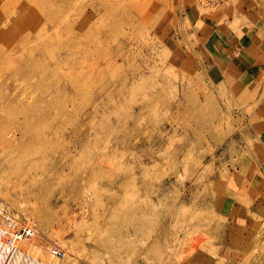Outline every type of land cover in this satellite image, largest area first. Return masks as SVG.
I'll list each match as a JSON object with an SVG mask.
<instances>
[{
    "label": "rangeland",
    "instance_id": "374dc122",
    "mask_svg": "<svg viewBox=\"0 0 264 264\" xmlns=\"http://www.w3.org/2000/svg\"><path fill=\"white\" fill-rule=\"evenodd\" d=\"M0 13V152L24 149L0 153V232L36 230L0 264H264V0H0ZM144 105L150 122L132 130ZM120 124L185 146V182L153 211L163 225L147 222L143 188L158 182L127 171ZM194 181L211 215L168 218Z\"/></svg>",
    "mask_w": 264,
    "mask_h": 264
},
{
    "label": "bare ground",
    "instance_id": "6f19581e",
    "mask_svg": "<svg viewBox=\"0 0 264 264\" xmlns=\"http://www.w3.org/2000/svg\"><path fill=\"white\" fill-rule=\"evenodd\" d=\"M134 4H136V3H134ZM139 6V5H138ZM138 6H136V7H138ZM70 7V6H69ZM132 7H134V6H132ZM73 8V7H72ZM94 8L96 9L95 11L93 10L92 12L90 11V12H86V14H88L89 16H95V15H97V9H98V11H99V7L98 6H94ZM82 10H83V8H82ZM137 11L138 10H140V9H136ZM72 12V11H71ZM3 14H1L0 13V22H2V19H3ZM56 18V17H55ZM53 19V18H52ZM97 19V18H96ZM99 19V18H98ZM97 19V21H95V22H98L99 20ZM104 19L102 18V21H103ZM57 21H58V19H53V22L54 23H57ZM107 22V21H106ZM94 24V23H93ZM100 25H101V23H100ZM99 25V26H100ZM70 26V25H69ZM68 26V27H69ZM105 26V25H104ZM108 26V25H107ZM107 26H105V27H107ZM73 27V26H72ZM85 27H91V25L90 24H87V25H85ZM94 27H95V24H94ZM109 27V26H108ZM70 28V27H69ZM68 28V29H69ZM101 28V27H100ZM88 29V28H87ZM93 29V28H92ZM91 29V30H92ZM96 29H97V27H96ZM103 29V28H102ZM107 29V28H106ZM105 29V30H106ZM111 29V28H110ZM40 30V29H39ZM83 30V29H82ZM91 30H89L88 29V31H91ZM93 30H95V28L93 29ZM99 29H97L96 31H98ZM112 30V29H111ZM46 31V28H43V29H41V31H39L37 34H44V33H46L45 32ZM68 30H66V32H67ZM110 31V30H109ZM109 31H106V32H104L103 34L104 35H107V34H109ZM85 32H86V29H85ZM100 32V31H99ZM99 32H98V34H99ZM75 33V32H74ZM80 33V32H79ZM81 33H82V31H81ZM87 33V32H86ZM114 33V32H113ZM7 34V31H5V30H3V31H1L0 32V37L1 36H3V35H6ZM69 34H71V32H69L68 33V35ZM83 34V33H82ZM85 34V33H84ZM89 34V33H88ZM95 34H97V33H95ZM95 34H94V36H95ZM97 34V35H98ZM42 35H39L40 37L42 36ZM72 35V34H71ZM70 35V36H71ZM92 35V34H91ZM96 35V36H97ZM37 36V35H36ZM39 36H37V37H39ZM84 36V35H83ZM82 36V37H83ZM89 36V35H88ZM93 36V37H94ZM39 37V38H40ZM68 37V36H67ZM85 37V36H84ZM90 37H92V36H90ZM72 38V37H71ZM89 38V37H88ZM95 38V37H94ZM98 38V37H97ZM100 38V37H99ZM25 39H27V38H25ZM66 39V38H65ZM69 39V38H68ZM23 40V39H22ZM28 40V39H27ZM38 40V39H37ZM71 40V39H70ZM73 40V39H72ZM86 40V39H85ZM79 41H81V40H79ZM89 41H90V39H89ZM97 43H99L100 41L97 39ZM101 41H102V37H101ZM24 43H22V44H20L21 46L24 44L25 45V41H23ZM29 42V41H28ZM27 42V43H28ZM69 42V40L67 41V43ZM71 42V41H70ZM39 43V42H38ZM83 43H84V41H83ZM89 43V42H88ZM92 43H95V42H92ZM16 44V43H15ZM19 44V43H18ZM65 44V43H64ZM82 44V43H81ZM85 44V43H84ZM84 44H82V46L84 45ZM86 44H87V42H86ZM85 44V47L88 45H86ZM17 45V44H16ZM30 45V44H29ZM66 45H68V44H66ZM79 45H80V43H79ZM90 45V44H89ZM70 46V45H69ZM72 46V45H71ZM77 46V45H76ZM82 46H80V47H82ZM5 47V46H4ZM68 47V46H67ZM128 47H130V46H128ZM25 48V46L23 47V49ZM44 48H46L45 46H44ZM52 48V47H51ZM50 48V49H51ZM63 48H66V46H63ZM68 48H70V47H68ZM92 50L93 51H91V50H89V49H87V47H86V53H83V54H87L88 56H95V59H93V60H95L96 61V64L94 63V66L93 67H91L90 69H92V68H99V65H98V60L99 59H101L102 60V58H101V52L96 48L95 50H94V47H93V44H92ZM16 49V48H15ZM47 49V48H46ZM46 49H44V52H47V50ZM49 49V50H50ZM77 49V48H76ZM79 49V48H78ZM81 49V48H80ZM85 49V48H84ZM18 50V49H17ZM29 50V49H28ZM43 50V49H42ZM46 50V51H45ZM54 50H56V49H54ZM65 50V49H64ZM10 51V50H9ZM26 51V50H25ZM24 51V52H25ZM35 51V50H34ZM52 51V50H51ZM57 51V50H56ZM30 52V51H29ZM54 51H52V53H53ZM82 52V51H81ZM84 52V51H83ZM1 53H2V51H1ZM28 53V52H27ZM56 53V52H55ZM68 53H69V51H68ZM10 54V53H9ZM29 54V53H28ZM32 54V53H31ZM80 54V53H79ZM3 55V54H2ZM13 56V55H12ZM21 56H22V54H21ZM3 57V56H2ZM23 57V56H22ZM77 57V56H76ZM117 57H119L121 60H128V58H123V54L122 53H120V52H117V54H116V56L114 57V60H113V62L114 61H116L117 62ZM87 58V57H86ZM123 58V59H122ZM150 57L148 56V57H145V58H143V60L141 61V62H139L140 64H138V63H136L135 64V59H134V61L132 62V63H130V66L132 67L133 66V72L136 74H144V72H145V69H144V67H146V65H148V64H146L147 63V61H149L150 59H149ZM17 59H19V56L17 57ZM22 59V58H21ZM109 59V58H108ZM1 60V59H0ZM100 60V61H101ZM132 60V59H131ZM23 61V60H22ZM1 62V61H0ZM102 62H103V60H102ZM112 62V63H113ZM11 63H13V62H11ZM117 64V63H116ZM8 65H10L9 63H8ZM11 65H13V64H11ZM18 67V66H17ZM14 67L12 66L10 69H13ZM18 69V68H17ZM45 69V68H44ZM41 70V69H40ZM9 71H11V70H9ZM38 72H40L39 70H38ZM41 72H45V71H41ZM37 75H39V73L37 74ZM40 75H43V74H40ZM40 77V76H39ZM184 77V76H183ZM13 78V77H12ZM162 78V80H164V82H166V83H168V81H169V79H167V78H165L164 76H162L161 77ZM164 78V79H163ZM182 78V77H181ZM38 79V78H37ZM40 79V78H39ZM38 79V80H39ZM43 79V78H42ZM183 79V78H182ZM11 81V80H10ZM13 81V80H12ZM36 81V80H35ZM40 81V80H39ZM126 81V80H125ZM182 81V80H181ZM7 83V82H6ZM9 84V83H8ZM159 84V83H158ZM1 85L2 84H0V87H1ZM6 85V84H5ZM160 86V85H159ZM2 88V87H1ZM1 90V89H0ZM4 90V89H3ZM6 92V91H5ZM2 93V92H1ZM75 96V95H74ZM8 97V96H7ZM67 97V96H66ZM73 97V96H72ZM11 98V97H10ZM76 99V98H75ZM1 100V99H0ZM13 98H12V100H11V102L13 103ZM64 100H66L65 98H64ZM7 101V100H6ZM70 101V100H69ZM8 102V101H7ZM6 104H8V103H6ZM5 104V105H6ZM9 106H10V104H8ZM7 105V106H8ZM21 105L23 106V104L21 103ZM2 106V105H1ZM0 106V107H1ZM14 107H15V105H13ZM21 106V107H22ZM139 106V105H138ZM6 107V106H5ZM13 107V108H14ZM137 107V106H136ZM146 107V105H144V106H142V110H138L137 112H136V110H134L133 111V117H132V126H131V128H132V130H136V129H138V127H141L140 125L143 123V122H150V119H144L142 116H141V113L142 112H144V108ZM20 108V107H19ZM18 108V109H19ZM23 108V107H22ZM8 109V111H9V107L7 108ZM10 109H12V108H10ZM16 109V108H15ZM17 109V110H18ZM64 109H66V108H64ZM3 110H4V108H3ZM60 110H63V107H62V109H60ZM7 111V112H8ZM11 111V110H10ZM16 111V110H15ZM7 112H6V114H7ZM0 113H2V112H0ZM10 113V112H9ZM5 114V113H4ZM5 114V115H6ZM16 114V113H15ZM55 114V113H54ZM3 115V114H2ZM8 115V114H7ZM46 115V114H45ZM4 116V115H3ZM5 117V116H4ZM2 119H5V118H3V117H1ZM84 118V117H83ZM1 119V120H2ZM0 120V121H1ZM46 120V119H45ZM3 121V120H2ZM48 122V121H47ZM155 122V121H154ZM158 123V122H157ZM161 123V122H160ZM154 124V123H153ZM152 124V125H153ZM121 125L122 124H120V126L119 127H117V141H116V145L117 146H119V147H122L125 151H123L122 152V155L123 156H126V157H129L130 159H131V162H130V164H128V162H127V167H128V169L129 170H127V171H129L130 172V170H132V172H134V171H139V173H140V175L139 176H141V177H138L137 175H134L135 177H138V178H140L141 179V182H142V178H144V177H146V176H151L152 174H154L155 176H154V179H156V181L158 182V188L156 189V191L154 190V191H152L151 189L149 190V188L148 189H146L145 188V186H144V184H143V182L141 183V185H140V187L142 188L143 186H144V192H145V195H146V197L148 198V202L145 204V206H144V208L145 209H147V211H149L150 213H153V211H154V209H155V207L158 205V203H159V201H160V199L163 197H168V194H166L167 192H168V190H169V188H172V187H170V185H172V183L173 184H177V183H180V182H182L183 183V179H181L180 177H179V175L177 174V171H178V169H180L181 168V165H184V163L183 162H181L180 160H177V159H179V156H181V153H182V150L185 148V146L182 144V145H180V146H175V144H173V143H170V141H168L167 142V144H165V146L164 145H162L161 143H151L150 142V140L149 139H143V141L142 142H140L141 141V139H139L140 141H137V140H134V138H133V136L131 135V133H127V132H123L122 130H121ZM144 125H145V123H144ZM156 125V124H155ZM163 125V124H162ZM161 125V126H162ZM181 127V126H180ZM158 128V127H157ZM167 128V127H166ZM172 130V129H171ZM178 130V129H177ZM11 131V130H10ZM30 131V130H29ZM161 131V130H160ZM168 131V130H167ZM174 132H176L175 130H173ZM178 131H180V130H178ZM177 131V132H178ZM159 132V131H158ZM172 132V131H171ZM186 132V131H185ZM67 133V132H66ZM122 133V134H121ZM160 134V133H159ZM163 135V134H162ZM16 136V135H15ZM24 136H27V135H24ZM24 136H23V138H24ZM8 137V136H7ZM165 137V136H164ZM22 138V140H24ZM158 138V137H157ZM156 138V139H157ZM160 138V137H159ZM25 139H26V137H25ZM137 139V138H136ZM155 139V140H156ZM173 139V138H172ZM3 139L0 137V142L2 141ZM160 140H162V139H160ZM166 140V139H165ZM5 141V140H4ZM74 141V140H73ZM12 142V141H11ZM6 143V144H8V145H6L7 147H9V145H10V150L9 151H1L0 153L4 156V155H12V154H14V155H16V154H18L17 152L18 151H23L24 149H22L21 148V146L19 145V147L18 146H16L14 143ZM20 142V141H19ZM70 143V142H69ZM2 144H4V143H2ZM74 144V143H73ZM77 144H78V141H77ZM72 145V144H71ZM115 145V146H116ZM73 146V145H72ZM4 147H5V145H4ZM5 150H7V148L5 149ZM115 152V151H114ZM8 158H10V159H12L13 157H9V156H7ZM7 158V159H8ZM18 158V157H17ZM128 158V159H129ZM114 159V158H113ZM34 160V159H33ZM121 160V159H120ZM19 161V160H18ZM44 161V160H43ZM113 161V160H112ZM115 161V160H114ZM127 161V160H126ZM19 162H21V161H19ZM19 162H18V165H16V166H21V165H19ZM14 163V162H13ZM43 163V162H42ZM48 163V162H47ZM22 164V163H21ZM29 164H30V162H29ZM28 164V165H29ZM37 165V164H36ZM38 165H41V163L40 164H38ZM12 166V165H11ZM15 166V167H16ZM23 167V166H22ZM30 167H31V165H30ZM47 167V166H46ZM131 169H130V168ZM8 168V167H7ZM12 168V167H11ZM18 168V167H17ZM135 169V170H134ZM48 171L47 172H49L50 171V169H47ZM39 172V171H38ZM10 173V172H9ZM42 173V172H41ZM131 174V173H130ZM95 175V174H94ZM119 175H120V173H119ZM175 176V177H174ZM92 177V176H91ZM94 177V176H93ZM96 177V176H95ZM94 177V178H95ZM116 177V176H115ZM118 177V176H117ZM100 178V177H99ZM106 179V178H105ZM87 180V179H86ZM89 180V179H88ZM87 180V181H88ZM91 180V179H90ZM92 180H93V178H92ZM114 180V179H113ZM116 180V179H115ZM95 181V180H94ZM110 181V180H109ZM149 181V180H148ZM107 182V181H106ZM113 182V181H112ZM185 182V181H184ZM98 183H100V181L98 182ZM110 183V182H109ZM148 182H146V184H147ZM186 184V183H185ZM148 185V184H147ZM97 186H98V184H97ZM97 186H96V189L98 190V188H97ZM208 186V184H206V186L205 187H207ZM135 187V186H134ZM152 187V186H151ZM176 187V186H175ZM202 188V187H200L199 185H198V183H196L195 181L194 182H192V183H190V186L188 187V189L186 190V192H185V194L182 196V197H180V198H178V196H177V193H176V195H174L173 196V199H175L174 201H173V203L175 202V204H173V206H172V208L170 209V212H169V214H168V218L171 216H178V217H183V216H185V217H187V215L189 214L188 213V208H191V207H193L194 205L196 206V208L197 207H200V209H198L196 212H195V216H200V215H202V213H205L206 215L208 214V211L206 210V209H204V208H207V204H209V202L211 201V196H210V194H209V188ZM136 188V187H135ZM174 188V187H173ZM147 190V191H146ZM172 191H173V189H172ZM166 192V193H165ZM171 192V191H170ZM144 198V197H143ZM120 203L121 202H119V205H120ZM146 211V215H147V222L148 223H151V222H153L154 224H156V225H163L164 223V215L162 216L161 215V212H154L153 213V216H152V219H151V216L149 215V213ZM208 215H211V214H208ZM146 222V221H145ZM31 229H33V228H31ZM33 231H36L35 229H33ZM159 233H161V230H157ZM35 234V233H34ZM32 235V234H31ZM24 240H26V239H24ZM3 247H5V246H3ZM10 264H12V262L10 263Z\"/></svg>",
    "mask_w": 264,
    "mask_h": 264
},
{
    "label": "built area",
    "instance_id": "2783aa9c",
    "mask_svg": "<svg viewBox=\"0 0 264 264\" xmlns=\"http://www.w3.org/2000/svg\"><path fill=\"white\" fill-rule=\"evenodd\" d=\"M220 1H222V0H220ZM32 232H33V229H30L29 226H24L21 229H18L16 231L8 232L9 234H5L3 232H0V240H1L0 245H4L5 244V246H6V251L2 250L0 248V250L3 251L2 252V256H0V259L4 260L5 258L3 256H5V255L8 256L11 253L7 249V247H11L12 245L17 244V243L21 242L22 240H24L26 238H29L31 236Z\"/></svg>",
    "mask_w": 264,
    "mask_h": 264
}]
</instances>
